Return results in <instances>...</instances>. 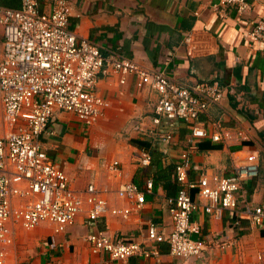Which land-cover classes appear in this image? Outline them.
<instances>
[{
    "label": "crops",
    "instance_id": "1",
    "mask_svg": "<svg viewBox=\"0 0 264 264\" xmlns=\"http://www.w3.org/2000/svg\"><path fill=\"white\" fill-rule=\"evenodd\" d=\"M248 1L253 6L249 13L240 15L230 8L221 18L211 9L218 0H70V31L98 45L105 59L135 61L143 68L165 73L181 85L219 80L227 87V95L220 107H211L201 120L221 119L227 125L245 126L251 130L254 142L241 148L210 141L192 144L190 125L175 121L167 126L175 141L165 155V144L151 147L131 130L139 117L145 116L150 122L152 104L159 95L139 89L135 75H128L122 84L119 74H100L97 92L110 103L104 115L87 127L71 113L56 114L49 132L41 137L43 148L66 173L75 191L84 193L88 185L94 184L110 209L131 208L129 201L118 196V190L126 182H135L145 192V204L127 219L108 213L99 222L90 223L82 213L64 233H57L49 222L29 231L17 227L15 242L8 248V264H264V229L246 219L239 220V214L230 210H223L221 218L214 219L205 213L202 206L206 201L196 191L192 194L200 208L194 219L201 223L203 237L223 234L231 246L223 251L212 249L207 260L180 261L170 256L167 242L154 245L147 240L151 221L165 238L173 230L169 200L178 188L174 164L186 150L193 164L211 180L233 172V157L257 152L260 175L246 181L243 188L252 206L264 207V40L252 44L247 36L248 29L264 19V0ZM0 6L18 9L22 1L0 0ZM193 30L198 34L199 51L191 58L186 54L183 37ZM134 141L146 145L139 147ZM142 148L150 149L152 157L154 151L162 155L161 170L166 175L171 172L170 180L167 176L160 179L155 166L137 165L135 155ZM113 161L120 162V175L108 171ZM201 171H192L193 182L199 180ZM156 178V189L148 191L147 181L154 183ZM104 229L114 237L148 243L161 254L155 258L133 256L127 261L93 254L87 236Z\"/></svg>",
    "mask_w": 264,
    "mask_h": 264
},
{
    "label": "built area",
    "instance_id": "2",
    "mask_svg": "<svg viewBox=\"0 0 264 264\" xmlns=\"http://www.w3.org/2000/svg\"><path fill=\"white\" fill-rule=\"evenodd\" d=\"M21 1L18 9L0 6V129L4 133L0 136V264H8V248L15 242L17 227L29 231L49 222L57 233H64L82 213L90 223H97L108 213L127 219L144 206L145 192L135 182H126L118 190V196L129 201L131 208L110 209L94 184L88 185L84 193L75 191L66 173L43 148L41 137L49 132L56 114L71 113L87 127L104 115L110 103L97 92L100 74H119L122 84L128 75H135L139 89L159 95L152 104L150 122L145 116L139 117L131 130L151 147L165 144V155L175 141L167 126L175 121L190 125L192 144L210 141L241 148L254 142L251 130L245 126L227 125L221 119L201 120L211 107H220L227 95V87L219 80L181 85L165 73L153 72L135 61L105 59L98 45L70 31V0ZM252 7L248 0H218L211 5L221 18L230 8L244 15ZM247 36L252 44L264 40V19L249 28ZM198 42L196 31L184 35L188 57L197 55ZM135 159L139 167H150L151 150L139 149ZM233 163L231 174L211 180L193 164L189 150L181 152L174 164L178 188L169 200L173 230L165 238L151 221L147 225L148 242H167L170 256L180 261L207 260L212 249L223 251L231 246L223 234L203 237L202 225L194 219L200 205L193 191L206 201L202 207L214 219L219 220L223 210H230L239 214V220L246 219L264 229V207L252 206L243 188L246 181L260 175L258 153L233 157ZM107 169L113 175L121 174L119 161H113ZM192 171H201L197 182L191 180ZM146 188L153 189L152 180L147 181ZM87 242L93 254L107 255L112 260L155 258L161 254L148 243L114 237L108 229L88 235Z\"/></svg>",
    "mask_w": 264,
    "mask_h": 264
},
{
    "label": "trees",
    "instance_id": "3",
    "mask_svg": "<svg viewBox=\"0 0 264 264\" xmlns=\"http://www.w3.org/2000/svg\"><path fill=\"white\" fill-rule=\"evenodd\" d=\"M134 144L139 146V147H143L145 146L146 144L143 143V142H139V141H134ZM161 160H162V155L158 152V151H154L153 152V161H152V165L151 166H155V170H157V173H158V177L160 176V179H164L166 176L168 177V179L170 180V177H171V172H169V174H165V172H162V163H161ZM161 172V173H160ZM157 177V178H158ZM155 179V182L153 183V188L156 189V186H157V180L158 179Z\"/></svg>",
    "mask_w": 264,
    "mask_h": 264
},
{
    "label": "rangeland",
    "instance_id": "4",
    "mask_svg": "<svg viewBox=\"0 0 264 264\" xmlns=\"http://www.w3.org/2000/svg\"><path fill=\"white\" fill-rule=\"evenodd\" d=\"M4 133H3V131L0 129V136H2ZM20 230H21V228H20Z\"/></svg>",
    "mask_w": 264,
    "mask_h": 264
}]
</instances>
